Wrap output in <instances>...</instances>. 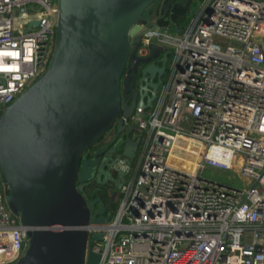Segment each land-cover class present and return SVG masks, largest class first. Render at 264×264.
Listing matches in <instances>:
<instances>
[{
	"label": "built area",
	"instance_id": "2783aa9c",
	"mask_svg": "<svg viewBox=\"0 0 264 264\" xmlns=\"http://www.w3.org/2000/svg\"><path fill=\"white\" fill-rule=\"evenodd\" d=\"M57 15V0H0V116L47 69ZM144 25L136 54L156 43L172 57L151 105L120 116L136 153L118 146L119 206L84 226L89 242L102 232L98 264H264V0H201L177 31ZM207 165L249 181L205 177ZM6 194L0 173V264L30 240Z\"/></svg>",
	"mask_w": 264,
	"mask_h": 264
},
{
	"label": "water",
	"instance_id": "95a60500",
	"mask_svg": "<svg viewBox=\"0 0 264 264\" xmlns=\"http://www.w3.org/2000/svg\"><path fill=\"white\" fill-rule=\"evenodd\" d=\"M160 5L161 17L186 11L167 0H58L50 63L0 116L6 201L20 222L31 227L28 247L12 264H98L100 253L93 246L102 232L89 242L84 226L91 220L105 222L112 212L101 196L84 191L95 176L99 181L103 176L100 161L90 157L88 148L121 115L130 116L137 105H151L152 92L131 102V77L147 63L142 72L150 86L157 90L162 82L155 78L165 68L156 60L163 46L154 43L148 57L136 54L149 28L144 22ZM136 146L127 140L123 153L134 157Z\"/></svg>",
	"mask_w": 264,
	"mask_h": 264
},
{
	"label": "flooded vegetation",
	"instance_id": "af4514ba",
	"mask_svg": "<svg viewBox=\"0 0 264 264\" xmlns=\"http://www.w3.org/2000/svg\"><path fill=\"white\" fill-rule=\"evenodd\" d=\"M167 1L169 2L170 0ZM169 13L170 12H168V14ZM162 15L163 10L160 5L157 12L154 13V17L150 20L148 24L158 22L159 20H162L167 16L166 15L165 17H161ZM156 60L159 65L163 64L165 66L162 76L157 75L155 78V80L162 81L163 76L166 72V62L168 59H165L164 56L162 59L158 58ZM146 65L147 63H142L139 65L138 68L136 67V75L134 77H131L132 81H134V86L131 90L133 94L131 102H133L136 98L139 99L140 95L142 94H150L151 92L155 94V88H152L150 86V78H147L148 75H146L145 77L142 72L143 68ZM133 71L134 70H132L131 72L133 73ZM125 138L126 134L124 133L123 129L119 128L118 119L109 131L101 135L98 142L88 148L90 157H96L100 161L99 170H101L103 176L101 181H99L95 176L89 183L84 186V188H86L87 190H93V195L91 196L93 198L101 196L107 209L111 212L112 208L109 204L117 198L118 190L120 188L119 180L124 177L123 172L114 166L115 157L114 153L112 152V148L117 149L120 143L124 142Z\"/></svg>",
	"mask_w": 264,
	"mask_h": 264
},
{
	"label": "rangeland",
	"instance_id": "374dc122",
	"mask_svg": "<svg viewBox=\"0 0 264 264\" xmlns=\"http://www.w3.org/2000/svg\"><path fill=\"white\" fill-rule=\"evenodd\" d=\"M170 1L171 3L176 4V6L180 8H186V11L188 12L185 21L183 23L182 22L176 23L175 27H173L174 31L178 30L177 27L185 25L189 17L197 11V8L199 7V4L201 2V0H170ZM169 56L170 58L166 62V68H167V63H169L172 57V54L170 53ZM135 101H137V98L135 99ZM118 119H119V128L124 129L125 125L123 123L122 118H118ZM125 134H126V138L124 142L120 143V145L123 146L127 142V140H129V142L132 144H136L134 129H131L130 131L129 129H126ZM112 152L114 153L115 158L119 155V152L117 151L116 148H112ZM240 174L241 173L237 169L218 168L211 165H207L201 170V175L205 177H209L218 181L231 183L236 186H244L246 183H248L249 180L247 178L242 177ZM109 205L112 208V215L115 214L119 206V197H117L116 200L112 201Z\"/></svg>",
	"mask_w": 264,
	"mask_h": 264
},
{
	"label": "trees",
	"instance_id": "16d2710c",
	"mask_svg": "<svg viewBox=\"0 0 264 264\" xmlns=\"http://www.w3.org/2000/svg\"><path fill=\"white\" fill-rule=\"evenodd\" d=\"M187 11H185L184 13H180V12H170L168 14V18L167 19H162V20H159L158 21V24L159 25H162V24H166V23H179V22H184L185 19L187 18ZM84 191L91 197L93 194H92V191L93 190H87L86 188H84ZM116 200V199H115Z\"/></svg>",
	"mask_w": 264,
	"mask_h": 264
},
{
	"label": "bare ground",
	"instance_id": "6f19581e",
	"mask_svg": "<svg viewBox=\"0 0 264 264\" xmlns=\"http://www.w3.org/2000/svg\"><path fill=\"white\" fill-rule=\"evenodd\" d=\"M189 165H191V163H189Z\"/></svg>",
	"mask_w": 264,
	"mask_h": 264
}]
</instances>
